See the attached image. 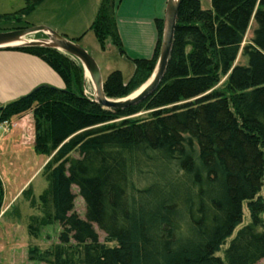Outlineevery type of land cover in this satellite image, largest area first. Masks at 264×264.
Returning <instances> with one entry per match:
<instances>
[{
	"label": "trees",
	"instance_id": "1",
	"mask_svg": "<svg viewBox=\"0 0 264 264\" xmlns=\"http://www.w3.org/2000/svg\"><path fill=\"white\" fill-rule=\"evenodd\" d=\"M45 1L25 0L26 9ZM252 21L256 27L244 46ZM163 29L161 23L153 57L134 61L128 83L120 71L105 79L109 99L126 98L148 81ZM88 32L102 49L111 38L125 54L114 0L102 1L94 22L75 42ZM11 50L39 58L65 85L41 86L0 108V126L31 113L35 152L52 157L42 174L48 186L38 199L32 197L40 215L29 219V234L37 239L42 228L54 224L62 231L59 244L45 254L30 248L31 262L264 261V0H181L159 88L124 110H105L87 96L70 56L47 48ZM240 54L244 63L237 65ZM142 113L147 115L138 117ZM74 187L84 200L85 219L75 212ZM3 201L0 178V212ZM244 204L251 224L238 232L224 259L218 257L242 224ZM95 226L116 246L102 244Z\"/></svg>",
	"mask_w": 264,
	"mask_h": 264
},
{
	"label": "crops",
	"instance_id": "2",
	"mask_svg": "<svg viewBox=\"0 0 264 264\" xmlns=\"http://www.w3.org/2000/svg\"><path fill=\"white\" fill-rule=\"evenodd\" d=\"M90 1L92 7L88 18L90 19L89 28L94 22L103 0ZM114 2L117 30L125 54L120 56L112 53V62L118 59L125 64L128 73L124 82L128 83L135 72L134 61L150 60L155 53L159 40L158 26L161 23L164 24L168 0H114ZM103 62L101 63L106 68L108 76L115 71H120L123 75L120 68L111 66L112 63L109 59L105 63ZM41 86H52L59 89L65 87L62 79L39 58L20 51L0 50V108L28 95ZM34 145L35 122L31 113L13 118L6 125L0 126V178L4 187L0 229L8 230L4 233L5 235H10L8 232L15 231L16 227L15 222L4 224V218L8 215L10 208L14 206L15 201L40 175L49 161L48 158L36 154ZM28 153L35 154L34 163L30 165V168H24L26 174L27 172L32 174L26 177V181L20 187L15 188L10 173L23 171V167L20 169L16 166L28 165L25 158ZM6 181L9 187L8 191ZM24 236L26 239V233L23 235V239ZM9 245L8 250L16 252L18 246L16 240H13ZM4 246L0 248L4 250Z\"/></svg>",
	"mask_w": 264,
	"mask_h": 264
},
{
	"label": "rangeland",
	"instance_id": "3",
	"mask_svg": "<svg viewBox=\"0 0 264 264\" xmlns=\"http://www.w3.org/2000/svg\"><path fill=\"white\" fill-rule=\"evenodd\" d=\"M46 1L48 2L46 3ZM46 1L43 2L41 5H39V7H36L33 11L30 12L28 11L29 9H26L27 7H29V5L26 4L25 0H0V16L5 15L4 18H0V33L13 32V31L28 29L36 26H46L58 32L60 35L66 37L70 41L75 42L83 32L89 29L90 19L88 18L90 16V10L92 7L90 0H50V1L46 0ZM207 5H209L208 2L203 3L204 8ZM23 9H25L24 12H21L18 15H16V13L22 11ZM10 14H13L15 16H11L10 18H8ZM255 27L256 26L254 24V21H252L250 29L244 40V46L251 41ZM46 38H47L46 35L40 33L29 37V40L37 41ZM76 44L81 45L85 50H87L92 55V57L100 67L104 79H106L108 75L106 68L101 62L104 61L103 63H105L108 59L112 63L111 66H114L115 68H120L122 70L123 79L127 77L128 72L125 67V64L118 59H115L112 62V55H113L112 53H115L117 55L119 54L120 56L123 55L119 53V48L115 45V43L111 38L106 39L105 49H102L100 43L98 42L93 32H88V34L80 41V43H76ZM71 60L74 63L75 75L77 76L78 81L82 83L84 93L92 98L94 95V87L91 80L87 79L82 64L78 60L72 57ZM243 63L244 60L240 54L236 64L238 65ZM155 68L150 78L152 77ZM135 70H136V66H135ZM150 78L148 79V81L150 80ZM226 78L227 77L222 79V82L220 83V85H218L217 88H219L220 86L222 87V85L226 83L227 80ZM139 89L134 91L132 94L137 92ZM146 115L147 113H142L138 117L142 118L145 117ZM72 156L78 157L77 154H73ZM34 157L35 154L28 153V155L25 157L27 159L28 165L25 166L22 164L20 165L16 164L17 165L16 168L21 169V167H23L22 168L23 171L13 172V174L10 173L15 188L20 187V185H22L26 181L27 179L26 177L31 176L32 174L31 172H27L26 174L24 167L30 168V165L34 163L33 162ZM46 158H48L49 161H51L52 159V157H46ZM49 161L47 162V164L49 163ZM43 170L41 171L40 175L34 180V182H32V184L28 186L27 189L31 187L29 195L24 196L23 193L27 190L26 189L22 193V195L15 201L14 206L10 208L8 215H6V217L4 218V222H5L4 224L15 222L14 224L16 228L15 231L12 230V232H8V234L10 235L4 234L8 230L2 231V229H0L1 232L0 247H3L5 245L4 250L0 248V264H46L45 262L42 261L31 262L29 255L30 248L36 247L40 250L41 254H45L47 251L52 250L55 246L59 244V235L62 231L59 224H54L42 228L37 239L31 238L29 234V219L32 216L40 215L38 209H36V207L33 209L31 206L32 197L38 199L39 196L48 186L47 182L44 180V177L42 175ZM138 183L140 182L138 181ZM6 188L8 191L9 190L8 183L6 184ZM73 192L76 195L75 212L79 215L80 218L85 219L86 206L84 200L81 198V196H79V191L76 187L73 188ZM261 196L264 198V186L262 188ZM243 212H244V216H243L242 224H240L235 229L234 234L227 240L226 245L217 254L218 257L224 259V251L229 247L232 240L237 236L238 232L242 230L244 227L251 224L250 215L246 204H244L243 206ZM95 229L100 237V241L102 244H106V246L108 247L116 246L115 242H108L106 240V235L103 232H101L98 229V227L95 226ZM25 233H26V239L25 236L23 239L22 237L23 235H25ZM13 240H16V245H18L16 248V252H12L11 250H8L10 246L9 244L12 243ZM260 264H264V261H261Z\"/></svg>",
	"mask_w": 264,
	"mask_h": 264
},
{
	"label": "water",
	"instance_id": "4",
	"mask_svg": "<svg viewBox=\"0 0 264 264\" xmlns=\"http://www.w3.org/2000/svg\"><path fill=\"white\" fill-rule=\"evenodd\" d=\"M180 3L181 0H168L160 56L152 77L137 92L123 99H109L105 95V81L100 67L87 50L49 27L36 26L13 32H2L0 33V50L47 48L64 53L78 60L88 73L94 87L92 99L97 105L105 110H124L145 101L159 88L166 74L174 45ZM40 33L47 38L37 41L29 40V37Z\"/></svg>",
	"mask_w": 264,
	"mask_h": 264
},
{
	"label": "bare ground",
	"instance_id": "5",
	"mask_svg": "<svg viewBox=\"0 0 264 264\" xmlns=\"http://www.w3.org/2000/svg\"><path fill=\"white\" fill-rule=\"evenodd\" d=\"M85 75H86L87 79L90 80L88 73L85 72Z\"/></svg>",
	"mask_w": 264,
	"mask_h": 264
},
{
	"label": "built area",
	"instance_id": "6",
	"mask_svg": "<svg viewBox=\"0 0 264 264\" xmlns=\"http://www.w3.org/2000/svg\"><path fill=\"white\" fill-rule=\"evenodd\" d=\"M6 124H7V123H4V124H2V125H6ZM2 125H1V126H2Z\"/></svg>",
	"mask_w": 264,
	"mask_h": 264
}]
</instances>
